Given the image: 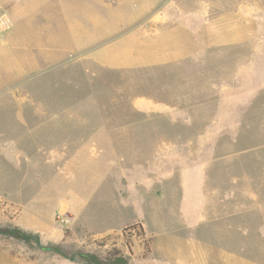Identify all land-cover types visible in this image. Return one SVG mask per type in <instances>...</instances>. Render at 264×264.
Masks as SVG:
<instances>
[{"label":"rangeland","instance_id":"1","mask_svg":"<svg viewBox=\"0 0 264 264\" xmlns=\"http://www.w3.org/2000/svg\"><path fill=\"white\" fill-rule=\"evenodd\" d=\"M2 1L0 264H264V0Z\"/></svg>","mask_w":264,"mask_h":264},{"label":"trees","instance_id":"2","mask_svg":"<svg viewBox=\"0 0 264 264\" xmlns=\"http://www.w3.org/2000/svg\"><path fill=\"white\" fill-rule=\"evenodd\" d=\"M132 228L135 229L137 234L141 237H145V229L141 223H134L131 225ZM0 235H5L8 237H12L25 242H37L40 243L39 234L28 232L22 229L19 226H0ZM151 238H147L145 242V252L148 253L151 251ZM52 248V246H47L46 248ZM56 251L62 253L59 247H53ZM66 257L71 259H78L80 261L85 262L86 264H131L129 258L122 253L121 250H113L106 256L99 255L94 252L88 251H76L70 255L66 253H62Z\"/></svg>","mask_w":264,"mask_h":264},{"label":"crops","instance_id":"3","mask_svg":"<svg viewBox=\"0 0 264 264\" xmlns=\"http://www.w3.org/2000/svg\"><path fill=\"white\" fill-rule=\"evenodd\" d=\"M49 1H51V0H47V2H49ZM64 1H68V0H64ZM72 1H74V0H72ZM98 1H103V0H98ZM76 2H78V1H76ZM81 3L83 5H81ZM75 5H77V4L75 3ZM102 6H105L104 3H102ZM79 7H81V11H83V12L85 11L88 14L89 13V10L91 9V0H80ZM11 30L9 32H11ZM73 30H74L73 27L69 28V35L67 36V35L64 34L63 37L61 36L60 39H59V41L57 40L53 44V47H52V44H50V48H51L50 50H51V52H49L50 50H47V51H45V54L48 53L49 55H52V58H53L56 55H62V53L63 52H66L67 50H73L74 47H78L79 44L75 45V36H74V31ZM80 31H83V30H80ZM9 32L7 34H10ZM7 36L6 37H2L3 39H0V47L6 41L5 39L7 38ZM87 38H91L89 36V34H88V37ZM93 38H95V36H93ZM7 39L9 40L10 38H7ZM54 49H56V50L55 51H52ZM113 131L114 130H112V132ZM123 160H125V159L121 158L120 160H116L117 163L115 164V166H112L111 165L109 167V170H108L109 171V174H111V173H113V175L115 174L118 179L120 177L124 178V176L126 175V169L125 168H120V164L122 163ZM118 161H120V162L118 163ZM113 199L115 200L117 198H113ZM113 199H110V201L113 200Z\"/></svg>","mask_w":264,"mask_h":264},{"label":"built area","instance_id":"4","mask_svg":"<svg viewBox=\"0 0 264 264\" xmlns=\"http://www.w3.org/2000/svg\"><path fill=\"white\" fill-rule=\"evenodd\" d=\"M14 26V21L5 7L2 0H0V38H2L6 33H8Z\"/></svg>","mask_w":264,"mask_h":264}]
</instances>
